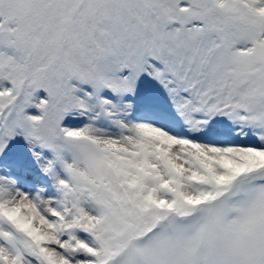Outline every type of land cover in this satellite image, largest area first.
<instances>
[{"label":"snow or ice","instance_id":"snow-or-ice-1","mask_svg":"<svg viewBox=\"0 0 264 264\" xmlns=\"http://www.w3.org/2000/svg\"><path fill=\"white\" fill-rule=\"evenodd\" d=\"M0 264H264V0H0Z\"/></svg>","mask_w":264,"mask_h":264}]
</instances>
